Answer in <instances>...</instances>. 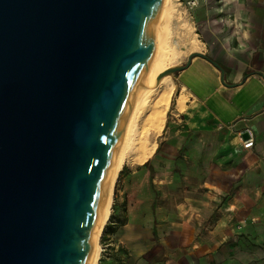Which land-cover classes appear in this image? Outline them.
Instances as JSON below:
<instances>
[{
    "label": "water",
    "instance_id": "obj_1",
    "mask_svg": "<svg viewBox=\"0 0 264 264\" xmlns=\"http://www.w3.org/2000/svg\"><path fill=\"white\" fill-rule=\"evenodd\" d=\"M162 4L0 0V264L91 263Z\"/></svg>",
    "mask_w": 264,
    "mask_h": 264
},
{
    "label": "crops",
    "instance_id": "obj_2",
    "mask_svg": "<svg viewBox=\"0 0 264 264\" xmlns=\"http://www.w3.org/2000/svg\"><path fill=\"white\" fill-rule=\"evenodd\" d=\"M239 6L246 12L236 25L245 27L235 34L221 19L202 18L204 53L225 67V81L205 57L180 71L193 114L173 119L156 155L127 174L128 219H114L102 263L264 264V28L249 29L264 17L248 18L247 1ZM253 80L261 92L254 98ZM244 128L253 149L237 136ZM125 199L116 193L118 210ZM141 201L151 214L138 221L131 211Z\"/></svg>",
    "mask_w": 264,
    "mask_h": 264
},
{
    "label": "bare ground",
    "instance_id": "obj_3",
    "mask_svg": "<svg viewBox=\"0 0 264 264\" xmlns=\"http://www.w3.org/2000/svg\"><path fill=\"white\" fill-rule=\"evenodd\" d=\"M174 0H163L161 15L159 17L157 34L154 40V47L150 58V67L145 77L143 85L138 93V98L133 108V114L127 126V131L123 139L122 148L117 158V164L112 176V182L108 191V198L103 210V216L99 225V231L94 243L93 254L90 264H99L103 251L100 244L105 225L111 216L114 195L113 190L120 171L126 163L140 164L145 163L155 153L157 144V134L164 128L167 118V108L169 106L176 84L170 76H164L158 81L157 76L165 69L179 61L188 50L201 51L203 44L194 36L192 29H188L185 39H182V45L186 51L179 45L171 41L172 21L174 18ZM180 43V42H179ZM185 95V94H184ZM182 95L178 101L179 108H183L186 96ZM149 113V114H148ZM150 117V125L146 138L139 136L140 127L146 116ZM144 124V123H143ZM142 130V129H141Z\"/></svg>",
    "mask_w": 264,
    "mask_h": 264
},
{
    "label": "rangeland",
    "instance_id": "obj_4",
    "mask_svg": "<svg viewBox=\"0 0 264 264\" xmlns=\"http://www.w3.org/2000/svg\"><path fill=\"white\" fill-rule=\"evenodd\" d=\"M189 1H195L196 5L190 6ZM245 1H247L248 18H250L251 15L255 18L261 17V16L264 17V9L259 8L260 2L264 4V0H174L173 6H174L175 14H174V18L171 24L172 26L171 27L172 28V35H171L172 40L171 41L175 45L180 44L178 47L183 48L186 51V48L184 45H182L181 40L185 39L188 29L191 28L194 36L203 44V47H205L206 44L202 42L203 27H201L200 25L202 18H204L205 16H209V18H212V19L215 18V20L221 19L223 22L222 24H223L224 30L227 34L231 32L235 34L236 29L243 30L245 26L236 25L235 20L241 19V18L243 19V17L245 16V12H246L245 10H238V8L241 7L239 5L244 3ZM263 28H264V24L261 25V22L258 23L257 25H252V27L249 26V29H251V31L254 30V32L261 31V29ZM205 50H206V47L203 48L200 52L203 53ZM192 52H197V51H194V50H188V52L186 51V54L173 65L186 64L188 56ZM223 69L224 71L226 70L225 67ZM179 74L180 72H176L170 76V78H172L174 83L176 84V88H175V91L173 92L169 106L166 110L167 118H166L164 128L162 129L161 132L157 134V137H156L158 147L160 143L162 142L163 138L166 136V130L168 128L167 125L171 123L173 119L192 116L193 111L195 109V108L190 107L188 108V111L185 110L186 102L190 99V96L187 95L185 90L182 89V86H181L182 83H181ZM250 87H252L253 98L254 96H258L261 93L258 87V83L255 80H253ZM182 95L186 96V101L184 103L185 106L183 108H179L178 101ZM191 103L195 104L194 101H191ZM197 106H198L197 109L200 110L199 116L203 117L204 115H202L201 113L204 114V110L201 109L199 104ZM235 106L238 107V104H236ZM221 111L222 109H218L219 113H221ZM224 111L225 109L223 110V112ZM193 116H196V115H193ZM146 118H148V115L146 116ZM149 119L150 117L146 120L144 119L143 121L144 124L142 123V126L140 127L142 129V130L140 129V133H139V136L141 138L142 137L146 138L148 136L146 134L148 132L149 125H150ZM227 123H232V122H227ZM241 124L243 123H239V125ZM156 151L151 156V158L154 157V155H156ZM145 163L133 164L129 162V163H126L123 169L120 171L119 176H118L119 179L116 182L114 190H113V195H114V200L116 198V193H118L120 196H123V197L126 196L125 203L122 204L118 210V207L116 205L117 202L115 203L113 200L111 216L109 218V221L104 227L105 229L102 232V235L100 236L101 245H103L104 243L105 236L115 231L113 228V226L116 225V223H113L115 222V220L116 221L120 220V222H125V220L128 219L127 208H129V206L127 204V194H126L127 193L126 190L128 186V178L126 176L133 170H137V171L140 170V168L144 167ZM156 194L158 195L157 191H156ZM132 210H133L131 211L132 215L135 216L133 218H135L138 221H142L144 216H148L149 214H151V210H149L147 204L143 201L138 202V207H135V209H132ZM103 253L104 251H102L99 264H106L105 262L102 263V261H104Z\"/></svg>",
    "mask_w": 264,
    "mask_h": 264
},
{
    "label": "built area",
    "instance_id": "obj_5",
    "mask_svg": "<svg viewBox=\"0 0 264 264\" xmlns=\"http://www.w3.org/2000/svg\"><path fill=\"white\" fill-rule=\"evenodd\" d=\"M189 5L190 6L196 5V2L189 1ZM235 126L236 125H234V127ZM237 136L239 137L240 142L242 143V147L244 149H253L255 147L256 141L254 138V134L250 128L239 129L237 131Z\"/></svg>",
    "mask_w": 264,
    "mask_h": 264
},
{
    "label": "trees",
    "instance_id": "obj_6",
    "mask_svg": "<svg viewBox=\"0 0 264 264\" xmlns=\"http://www.w3.org/2000/svg\"><path fill=\"white\" fill-rule=\"evenodd\" d=\"M149 163V161H147L145 164H148Z\"/></svg>",
    "mask_w": 264,
    "mask_h": 264
}]
</instances>
